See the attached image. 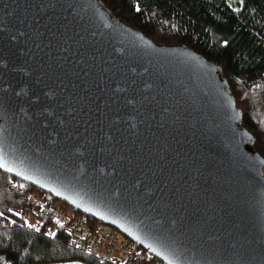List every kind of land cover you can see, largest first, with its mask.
<instances>
[{
	"label": "water",
	"instance_id": "95a60500",
	"mask_svg": "<svg viewBox=\"0 0 264 264\" xmlns=\"http://www.w3.org/2000/svg\"><path fill=\"white\" fill-rule=\"evenodd\" d=\"M221 66L100 0H0V169L163 264H264V158Z\"/></svg>",
	"mask_w": 264,
	"mask_h": 264
},
{
	"label": "trees",
	"instance_id": "16d2710c",
	"mask_svg": "<svg viewBox=\"0 0 264 264\" xmlns=\"http://www.w3.org/2000/svg\"><path fill=\"white\" fill-rule=\"evenodd\" d=\"M100 1L155 43L186 45L220 65L242 112L241 125L253 134V149L264 158V0ZM9 177L0 169V217L20 220L17 213L32 207L36 217L34 229L0 230V264H110L73 249L63 230L45 236L50 213L26 195L32 192L48 202L56 198L16 178L10 188ZM151 260L163 264L154 256Z\"/></svg>",
	"mask_w": 264,
	"mask_h": 264
},
{
	"label": "built area",
	"instance_id": "2783aa9c",
	"mask_svg": "<svg viewBox=\"0 0 264 264\" xmlns=\"http://www.w3.org/2000/svg\"><path fill=\"white\" fill-rule=\"evenodd\" d=\"M6 184L14 188L17 181L9 177ZM26 197L29 202L46 207L50 213V220L43 229L45 236L52 237L59 230H63L68 235L73 249L110 264H154L151 260L152 255L136 242L100 221L91 219L72 206L57 199L48 202L32 192ZM17 214L21 217L20 220L0 217V230L13 226L34 229L32 227L36 217L34 207L28 211L24 209Z\"/></svg>",
	"mask_w": 264,
	"mask_h": 264
},
{
	"label": "rangeland",
	"instance_id": "374dc122",
	"mask_svg": "<svg viewBox=\"0 0 264 264\" xmlns=\"http://www.w3.org/2000/svg\"><path fill=\"white\" fill-rule=\"evenodd\" d=\"M107 227H109V226L107 225Z\"/></svg>",
	"mask_w": 264,
	"mask_h": 264
}]
</instances>
